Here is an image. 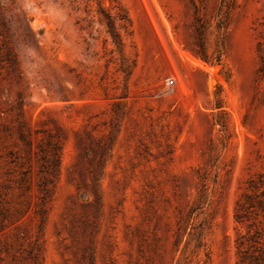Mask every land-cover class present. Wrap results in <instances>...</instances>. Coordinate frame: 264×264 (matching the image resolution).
<instances>
[{"label":"rangeland","instance_id":"1","mask_svg":"<svg viewBox=\"0 0 264 264\" xmlns=\"http://www.w3.org/2000/svg\"><path fill=\"white\" fill-rule=\"evenodd\" d=\"M251 190L264 0H0V264H236Z\"/></svg>","mask_w":264,"mask_h":264},{"label":"trees","instance_id":"2","mask_svg":"<svg viewBox=\"0 0 264 264\" xmlns=\"http://www.w3.org/2000/svg\"><path fill=\"white\" fill-rule=\"evenodd\" d=\"M264 214V192L254 190L244 193L235 208V220L248 227L247 234H239L236 240V264H264V243L260 231L250 233L254 226L252 221L258 213Z\"/></svg>","mask_w":264,"mask_h":264}]
</instances>
